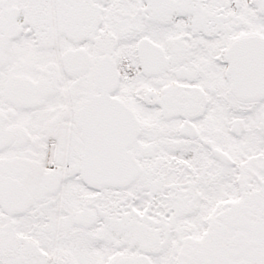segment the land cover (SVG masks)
I'll return each instance as SVG.
<instances>
[{
    "label": "snow or ice",
    "instance_id": "1",
    "mask_svg": "<svg viewBox=\"0 0 264 264\" xmlns=\"http://www.w3.org/2000/svg\"><path fill=\"white\" fill-rule=\"evenodd\" d=\"M0 264H264V0H0Z\"/></svg>",
    "mask_w": 264,
    "mask_h": 264
}]
</instances>
